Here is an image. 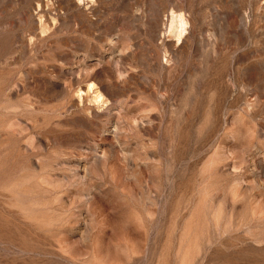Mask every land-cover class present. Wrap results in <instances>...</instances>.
Here are the masks:
<instances>
[{"label": "rangeland", "instance_id": "obj_1", "mask_svg": "<svg viewBox=\"0 0 264 264\" xmlns=\"http://www.w3.org/2000/svg\"><path fill=\"white\" fill-rule=\"evenodd\" d=\"M0 264H264V0H0Z\"/></svg>", "mask_w": 264, "mask_h": 264}, {"label": "bare ground", "instance_id": "obj_2", "mask_svg": "<svg viewBox=\"0 0 264 264\" xmlns=\"http://www.w3.org/2000/svg\"><path fill=\"white\" fill-rule=\"evenodd\" d=\"M178 16V15H177ZM173 18V17H172ZM174 21V20H173ZM177 22H176V24H177V33L178 34H180L181 33V31L183 30V25H184V20L181 18V17H179V19L178 20H176ZM174 26H175V22H174V24H173ZM172 25V26H173ZM176 29V28H175ZM177 33H176V35H177ZM178 37V36H177Z\"/></svg>", "mask_w": 264, "mask_h": 264}]
</instances>
